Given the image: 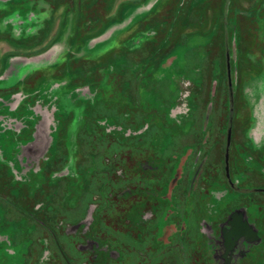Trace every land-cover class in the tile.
<instances>
[{"label": "rangeland", "instance_id": "1", "mask_svg": "<svg viewBox=\"0 0 264 264\" xmlns=\"http://www.w3.org/2000/svg\"><path fill=\"white\" fill-rule=\"evenodd\" d=\"M220 251L264 264V0H0V264Z\"/></svg>", "mask_w": 264, "mask_h": 264}, {"label": "flooded vegetation", "instance_id": "2", "mask_svg": "<svg viewBox=\"0 0 264 264\" xmlns=\"http://www.w3.org/2000/svg\"><path fill=\"white\" fill-rule=\"evenodd\" d=\"M225 224H226L225 222H222V223L218 224V228H219L218 229V234H219L218 236H219V240H220V243H221V244L219 243V245H221L223 247H225V243H226V234L225 233H226V229L227 228L225 227ZM219 245H218V247H219ZM218 247H216V248L218 249ZM235 247H236V244H234V246L231 247L232 251H234ZM224 250L225 251H231L229 246H227ZM210 263L211 264H224L222 262V252L220 251L219 254L213 255L212 258H211Z\"/></svg>", "mask_w": 264, "mask_h": 264}, {"label": "water", "instance_id": "3", "mask_svg": "<svg viewBox=\"0 0 264 264\" xmlns=\"http://www.w3.org/2000/svg\"><path fill=\"white\" fill-rule=\"evenodd\" d=\"M228 133H229V129H228Z\"/></svg>", "mask_w": 264, "mask_h": 264}]
</instances>
